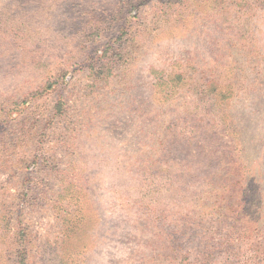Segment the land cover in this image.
<instances>
[{
    "label": "rangeland",
    "instance_id": "rangeland-1",
    "mask_svg": "<svg viewBox=\"0 0 264 264\" xmlns=\"http://www.w3.org/2000/svg\"><path fill=\"white\" fill-rule=\"evenodd\" d=\"M0 264H264V0H0Z\"/></svg>",
    "mask_w": 264,
    "mask_h": 264
}]
</instances>
